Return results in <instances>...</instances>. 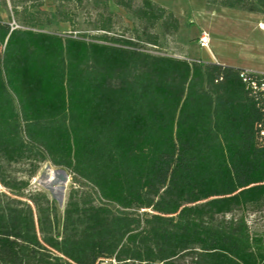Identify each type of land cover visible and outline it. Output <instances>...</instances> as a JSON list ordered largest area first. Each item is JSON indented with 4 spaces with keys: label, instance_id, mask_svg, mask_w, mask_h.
Listing matches in <instances>:
<instances>
[{
    "label": "trees",
    "instance_id": "obj_1",
    "mask_svg": "<svg viewBox=\"0 0 264 264\" xmlns=\"http://www.w3.org/2000/svg\"><path fill=\"white\" fill-rule=\"evenodd\" d=\"M20 1V28L0 20V186L22 198L4 165L49 162L88 191L61 215L42 193L0 200V264H264V239L224 218L264 201V92L243 70L142 50L157 23L178 30L150 0H114L143 23L138 42L46 32L42 3ZM205 2L264 15V0Z\"/></svg>",
    "mask_w": 264,
    "mask_h": 264
},
{
    "label": "rangeland",
    "instance_id": "obj_2",
    "mask_svg": "<svg viewBox=\"0 0 264 264\" xmlns=\"http://www.w3.org/2000/svg\"><path fill=\"white\" fill-rule=\"evenodd\" d=\"M106 11L95 8L91 0H27L26 5L42 3L41 11L45 12L44 21L49 23L42 27L46 32L61 36L82 37L85 40L103 36L115 40L138 42L143 23L122 8L107 0ZM156 6L173 14L178 21L176 33H164L157 23L149 33L159 36V47L139 43L140 48L153 55L170 56L188 62L213 63L214 59L223 65L262 67L264 68V15L249 14L223 9L218 6H207L205 0H150ZM20 0H0V20L16 21L13 4ZM134 9L142 6V0H132ZM20 9V7H18ZM57 10H64L70 22H60ZM111 18V30L104 33L98 30L102 18ZM201 32L209 35V50L200 48L197 39ZM200 57V59L198 58ZM33 164L20 162L4 165L5 174L17 181H26L27 187L22 191V198H16L0 186V200L6 198L26 202L27 197L35 193L45 194L49 202H54L59 215L66 205L72 188L87 192L82 182L75 183L65 170L52 166L49 162L37 165L33 175L30 172ZM141 213V212H140ZM242 217L253 236L264 239V201L257 206H247L233 210L224 216L228 219ZM220 218V217H219ZM189 261V258H184Z\"/></svg>",
    "mask_w": 264,
    "mask_h": 264
},
{
    "label": "built area",
    "instance_id": "obj_3",
    "mask_svg": "<svg viewBox=\"0 0 264 264\" xmlns=\"http://www.w3.org/2000/svg\"><path fill=\"white\" fill-rule=\"evenodd\" d=\"M11 30L20 28L13 20L9 23ZM197 44L200 48L209 50V35L206 32H201L197 39ZM241 80L245 85L246 90L250 94L264 92V74H257L249 71H244L240 74Z\"/></svg>",
    "mask_w": 264,
    "mask_h": 264
},
{
    "label": "crops",
    "instance_id": "obj_4",
    "mask_svg": "<svg viewBox=\"0 0 264 264\" xmlns=\"http://www.w3.org/2000/svg\"><path fill=\"white\" fill-rule=\"evenodd\" d=\"M200 59V57H198ZM200 62L201 59H200ZM213 63L218 64V65H223L221 64L218 60L214 59ZM223 66H228V65H223ZM230 67V66H228ZM232 68H236V69H240V70H244V71H249V72H253V73H257V74H264V68H260V67H243V66H232Z\"/></svg>",
    "mask_w": 264,
    "mask_h": 264
}]
</instances>
